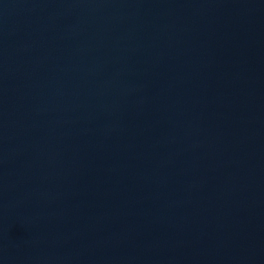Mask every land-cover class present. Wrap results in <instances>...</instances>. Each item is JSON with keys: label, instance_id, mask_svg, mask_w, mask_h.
I'll list each match as a JSON object with an SVG mask.
<instances>
[{"label": "water", "instance_id": "95a60500", "mask_svg": "<svg viewBox=\"0 0 264 264\" xmlns=\"http://www.w3.org/2000/svg\"><path fill=\"white\" fill-rule=\"evenodd\" d=\"M0 264H264V0H0Z\"/></svg>", "mask_w": 264, "mask_h": 264}]
</instances>
